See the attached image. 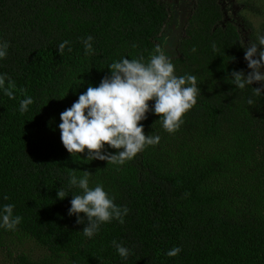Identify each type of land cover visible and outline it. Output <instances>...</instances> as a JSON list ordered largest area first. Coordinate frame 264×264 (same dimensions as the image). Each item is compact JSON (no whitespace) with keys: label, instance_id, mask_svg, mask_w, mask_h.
I'll return each instance as SVG.
<instances>
[{"label":"trees","instance_id":"1","mask_svg":"<svg viewBox=\"0 0 264 264\" xmlns=\"http://www.w3.org/2000/svg\"><path fill=\"white\" fill-rule=\"evenodd\" d=\"M169 7L170 0H0V41L9 43L0 74L15 92L10 99L0 90V206L13 203L23 217L15 230L0 228L6 264H264V95H254L261 82L241 90L228 77L250 71L239 41L263 33L246 16L229 19L220 0L195 1L170 56L176 74L195 75L201 89L179 130L167 132L148 113L145 134L161 141L124 165L87 152L72 157L61 141L60 113L98 86L111 63L147 61ZM63 41L70 43L61 53ZM27 96L34 103L21 112ZM86 171L91 187L102 183L129 209L124 223L102 224L91 239L68 214L80 193L70 174ZM58 189L69 195L59 199ZM26 240L44 254L23 252ZM113 240L132 249L127 260ZM177 246L178 255H167Z\"/></svg>","mask_w":264,"mask_h":264},{"label":"clouds","instance_id":"2","mask_svg":"<svg viewBox=\"0 0 264 264\" xmlns=\"http://www.w3.org/2000/svg\"><path fill=\"white\" fill-rule=\"evenodd\" d=\"M93 39L89 35L84 40L88 52L93 51ZM239 42L250 71L232 70L228 76L230 83L244 90L254 82H261L260 87H252L255 96L264 95V34L258 35L255 41ZM69 43L63 41L59 51L62 53ZM8 48L7 41H0V59L7 56ZM108 68L110 74L104 76L98 86L90 84L70 107L60 113L58 127L61 141L72 157L87 152L86 157L90 160L100 159L124 165L147 146L158 145L161 141L160 135L145 134L141 121L148 118V113L158 115L163 128L174 133L184 123V115L197 104L201 89L195 75L176 74V66L170 55L159 45L147 61L144 57H123ZM6 80L7 75L0 74V90L10 99H15L14 85L11 81L6 84ZM150 101L154 103L150 105ZM33 103V97L27 96L21 100L19 110L26 112ZM247 103L252 105L255 101L249 97ZM90 175L88 171L81 177L70 174V186L80 189V193L72 194L68 209L70 216L77 217L78 224L85 225L82 231L89 239L100 232L102 224L113 220L124 223V217L129 212L127 206L115 202V197L102 183L91 187ZM68 195L62 189L57 191L59 199ZM4 198L8 199L7 196ZM14 209L13 203L0 206V228L15 230L21 223L23 217L16 215ZM112 243L119 256L127 260L132 249L116 240ZM181 251V247H173L167 255L176 256Z\"/></svg>","mask_w":264,"mask_h":264},{"label":"rangeland","instance_id":"3","mask_svg":"<svg viewBox=\"0 0 264 264\" xmlns=\"http://www.w3.org/2000/svg\"><path fill=\"white\" fill-rule=\"evenodd\" d=\"M189 2L195 0H188ZM222 5L227 6L229 13L227 17L235 16L236 19L241 20L242 16H246L249 20L253 22L254 31L256 33L262 32L264 34V0H222ZM247 3H255L257 7H259L258 11H253L246 7ZM173 9L175 12V17L170 18L169 22L164 28L163 33L158 38V45L162 50L166 51V53L170 56L176 55V47L181 39V35L183 33V26L179 21V7L173 5ZM225 12H227L225 8ZM242 15V16H241ZM187 18V17H186ZM185 18V19H186ZM247 33L248 30L246 29ZM150 103V102H149ZM20 249L24 252H28L31 256L43 255L44 251L38 247H36L33 242L26 240L24 243L18 244ZM7 259L5 258L4 253L0 250V264H6Z\"/></svg>","mask_w":264,"mask_h":264},{"label":"flooded vegetation","instance_id":"4","mask_svg":"<svg viewBox=\"0 0 264 264\" xmlns=\"http://www.w3.org/2000/svg\"><path fill=\"white\" fill-rule=\"evenodd\" d=\"M195 1L189 2L188 0H170V7H169L170 18L175 17L173 5H175V7L178 6L179 7V21L181 24H184L187 21V19L190 17L193 11ZM220 1L223 2L222 0ZM222 6L226 7L225 5H222Z\"/></svg>","mask_w":264,"mask_h":264}]
</instances>
